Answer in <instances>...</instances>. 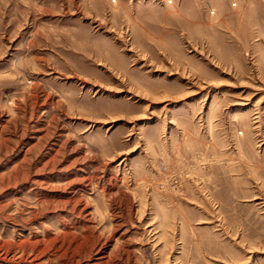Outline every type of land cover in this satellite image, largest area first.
I'll list each match as a JSON object with an SVG mask.
<instances>
[{
	"label": "rangeland",
	"instance_id": "1",
	"mask_svg": "<svg viewBox=\"0 0 264 264\" xmlns=\"http://www.w3.org/2000/svg\"><path fill=\"white\" fill-rule=\"evenodd\" d=\"M0 264H264V0H0Z\"/></svg>",
	"mask_w": 264,
	"mask_h": 264
},
{
	"label": "bare ground",
	"instance_id": "2",
	"mask_svg": "<svg viewBox=\"0 0 264 264\" xmlns=\"http://www.w3.org/2000/svg\"><path fill=\"white\" fill-rule=\"evenodd\" d=\"M234 115V114H233ZM209 117V116H208Z\"/></svg>",
	"mask_w": 264,
	"mask_h": 264
}]
</instances>
